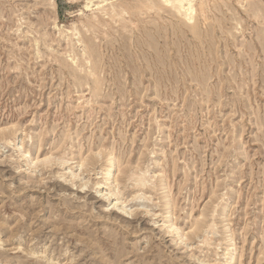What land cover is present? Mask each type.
I'll return each mask as SVG.
<instances>
[{
    "label": "rangeland",
    "instance_id": "obj_1",
    "mask_svg": "<svg viewBox=\"0 0 264 264\" xmlns=\"http://www.w3.org/2000/svg\"><path fill=\"white\" fill-rule=\"evenodd\" d=\"M138 1L0 0V264H264V0Z\"/></svg>",
    "mask_w": 264,
    "mask_h": 264
},
{
    "label": "bare ground",
    "instance_id": "obj_2",
    "mask_svg": "<svg viewBox=\"0 0 264 264\" xmlns=\"http://www.w3.org/2000/svg\"><path fill=\"white\" fill-rule=\"evenodd\" d=\"M103 1H106V0H103ZM121 4L120 5L118 4L119 9L117 12H115L116 9L114 8V6L110 5L109 9L104 10V14L111 15L113 12H115L111 16L113 18L114 16L121 17L124 14L126 15L127 13H130L129 11L131 9H133V10L138 9L140 11L145 10L147 12L154 11V13H160V12L164 11V12H168L172 17L176 18L185 28H188L192 31L195 29L194 27H196V25L194 24L195 15H196L194 0H143L142 2L138 1V3H134V5H131L130 3H123L124 5H121ZM86 7L88 8L89 6H86ZM76 34H79V33L76 31V33L73 35H76ZM8 143H11V142L9 141ZM15 146L18 150L17 152L21 153V149L17 147V144H15ZM31 164H32V162L30 160H28L27 166H30ZM115 172H116V165H113L111 167V169L108 170L107 176H106L104 184H103V185L107 186V190L105 189L106 194H104V196L107 198H110L112 196L116 197V199L113 203V206L118 211H120L124 214H129L123 207V202L121 200L120 193L118 191V189H119L118 183L114 184L116 181V179H114V177H113ZM69 177L72 180H74L75 178L78 177V174L74 173L72 170H70ZM143 177H144L143 173H140L136 177L137 178V179H135L136 186H145V182H144ZM97 185H100L99 182L96 184V186ZM80 186H85V183L80 185ZM170 218H171L170 212H167V216H166L167 232L177 236L176 239L183 242L184 236L177 232L176 228L170 222ZM234 259H235V256L227 253L226 256L224 257V264H233ZM70 262H71V260H70ZM50 263L52 264V261ZM199 264H201V262Z\"/></svg>",
    "mask_w": 264,
    "mask_h": 264
}]
</instances>
